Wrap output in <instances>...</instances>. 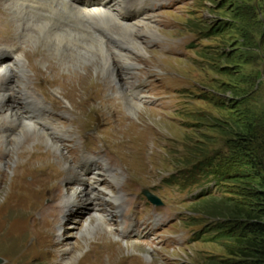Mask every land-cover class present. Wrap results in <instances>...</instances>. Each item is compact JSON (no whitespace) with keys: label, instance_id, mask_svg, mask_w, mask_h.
<instances>
[{"label":"rangeland","instance_id":"obj_1","mask_svg":"<svg viewBox=\"0 0 264 264\" xmlns=\"http://www.w3.org/2000/svg\"><path fill=\"white\" fill-rule=\"evenodd\" d=\"M130 1L145 8L139 15L155 41L138 36L145 54L130 58L131 76L117 69L121 61L108 56L118 77L125 78L122 87L129 91L131 81L142 82L143 99L132 103L135 111L127 109L129 103L116 90L114 73L101 78L90 68L96 66L93 61L47 49L34 38L20 49L11 26L6 43L0 41V53L15 48L27 61L36 54L33 64L46 80L65 81L63 88L38 82L25 61L40 128L49 126L71 138L46 146L35 138L18 139L9 128L12 135L0 139V264H65L59 263L63 249L71 254V264H91L89 252L101 243L111 246L102 264L240 260L235 242L221 235L239 231L229 221L232 211L254 207L251 192L259 180L252 170L264 179V0ZM109 5V12L121 15L113 11L114 2ZM0 17L10 24L3 2ZM104 26L107 36L100 47L112 51L111 42H116L131 54L127 38ZM139 31H146L144 24ZM91 54L97 56L98 48ZM15 81L13 90L7 88L9 107L21 109ZM89 156L101 158L107 172L118 177L109 181L101 172L97 177L100 187L121 202L120 215L113 214L111 205L99 210L103 223L117 233L113 238L100 237L97 222L83 234L95 197L65 205V190L75 180L67 167L79 168ZM255 158L260 166L252 168L249 159ZM146 194L164 206H150ZM114 229L129 230L130 237Z\"/></svg>","mask_w":264,"mask_h":264},{"label":"bare ground","instance_id":"obj_2","mask_svg":"<svg viewBox=\"0 0 264 264\" xmlns=\"http://www.w3.org/2000/svg\"><path fill=\"white\" fill-rule=\"evenodd\" d=\"M1 2H3L4 9L10 16L9 21L11 25L8 22L6 23L0 17V41L6 43V39L4 38V36L6 37L8 26H11L10 28L14 29L15 34H17L18 36L17 46L20 49H23L25 47L24 45H28L27 41H29V39L31 40L34 38L37 39L39 43L43 44L47 49L50 47L53 49V51L61 50L68 56H74L77 54V58L79 60L89 59L96 65L95 67L91 66L90 68L95 71V73L98 74V76H100L101 78L107 80L108 78H110V76H112L111 74L114 73L113 78L114 81H116V90L119 92L123 102L129 103V105H126L128 110L135 111L136 108L132 105L135 100L137 103L142 102L143 95L142 93L139 94V92L141 91V87H143L142 82L136 83V80L131 81L133 85L129 87L130 90L128 91L126 90V88L122 87V84H120L121 80L125 82V78H119L117 75V69H127L129 70L128 76H131L132 72L130 69L133 68V63L130 62V58L135 59V53L140 54V56L144 53V49L142 47V41H144V39H140L138 38V36L149 35V39L155 41L154 34L148 29L149 23L143 22L141 20L142 16L139 15L138 10L145 9L142 4L140 5L139 2L134 3L130 0H0V3ZM111 2H114V4L117 6V8L113 11H121V15L117 13L112 14L111 12H109V4ZM83 8L85 9L84 11H82ZM135 10H137V12H135ZM132 18H134V21L129 23ZM143 24L144 30L146 29L145 32L139 31V28H141ZM103 25H105L104 27L112 29L110 31H113L115 33V36L118 34L121 35V37H126L130 42L129 45H131V47L133 48V50L129 48L130 50H132V53L130 54L124 52V48L118 46L116 42H111L114 45L112 51H109V48L106 49V46H104L105 48H102L105 42L104 38L105 36H107L106 31L102 30L103 28L101 29V26ZM108 33L110 34V32ZM102 40V47H100L101 44L99 43ZM96 48H98L99 54L97 56H93V54L91 53L95 51ZM1 49L3 50V48H0V51H2ZM13 50H15V48H8L7 50H4L3 53H0V73L5 74L4 76H2V79H0V139L6 140V138L10 137L12 133H10L11 131H9L8 129L14 128L18 139L26 140L28 138H35L37 144L40 145H51L56 147V143H64L66 141H69L71 138L65 132L59 133L56 129V132H53V130L49 126L47 130L40 128V124H42V122L36 119V116L32 111L33 109H31L33 108L31 105H34V102L30 101V97H32V94L28 90L26 84V79H28V77L25 75V61H27V58L25 57L24 60L23 53L17 51L18 55H16V51ZM113 52L117 53L118 56ZM4 54L7 55V58L3 59ZM35 55H30V58L28 57L29 59L27 61V67L35 73L34 76L36 77V79H38V82L48 83L49 85L58 83L63 88L65 81H48L43 77V74L40 73L37 67L33 64V58L35 57ZM37 55L40 57L39 54ZM108 55H113V57L115 56L114 59H116L117 62L118 60L121 61L122 63L120 62V66H122V68L118 67L116 69L109 61ZM41 58H43V56H41ZM40 61L39 63H43ZM63 62V66H65V63H67V61L65 60ZM49 68L53 69V67L51 66H49ZM85 77L87 78V76ZM133 77H136L137 79L138 74ZM82 78L84 79V77ZM15 79L17 80L15 81ZM12 81H15L16 85L18 86V91L15 93V97L18 96L19 101L22 100L24 104L21 109H16L14 104L13 107H9V94L7 88H12ZM86 85L88 84L86 83ZM143 92H146V89ZM26 108H28L29 110H27ZM137 110H140V107L137 108ZM43 111L45 112L44 109ZM41 158L43 159V157ZM88 159L89 160L85 162L86 167L82 164H80L79 168L67 167V170L71 169L70 175L72 176L70 177H75V180H73V182H70V187L65 190L64 200L66 207H69L74 203L85 204L86 202L90 201V199L95 197V202L92 206L93 208L91 207L92 209H90L89 217L87 218L89 220L85 223V227H87V229L83 234L88 235V229L92 228V226H94L93 224L97 222L99 223V228L97 229V231L100 232V237L113 238L117 234L116 232H118L119 234H125V237L129 238V230L128 232L124 233L122 229L117 231H115L114 229V232L116 234L113 235V231L107 228L105 223H103L104 217L101 215V211H99L100 207H103L104 205H111L110 207H112L111 209L113 211V214L120 215L121 202H119L115 194L109 192L104 188H101L97 178L100 172L103 173V175H105V177H107L109 181H115L118 177L113 174V172H107V167L104 166L103 160L101 158L90 156ZM77 169H79L78 171H84L85 175L89 176V179L87 180L84 175H82L80 172H77ZM54 210V218L56 217L55 220L57 221L59 219V216L57 215L58 213ZM156 223V219L153 222L150 221V224H153V226H156ZM122 225V227L125 226L124 223ZM42 231L44 232V229ZM47 232H49L48 228ZM123 245L127 248L132 247V244L126 242H124ZM96 247L97 249L95 248L94 251L89 252V257L87 258V260H91V264H102L104 260L103 254L108 251L111 246L106 243H101ZM116 249L118 248L116 247ZM67 251L68 249H63L60 254L59 263H63V261H65V264H71L72 256L69 258L71 254L68 253V256L66 254ZM107 253L106 255H108ZM110 253L113 254L114 252L112 253V251H110Z\"/></svg>","mask_w":264,"mask_h":264},{"label":"trees","instance_id":"obj_3","mask_svg":"<svg viewBox=\"0 0 264 264\" xmlns=\"http://www.w3.org/2000/svg\"><path fill=\"white\" fill-rule=\"evenodd\" d=\"M250 165L255 168L260 166L257 159H249ZM257 177L256 187L251 192L254 207L237 208L228 216L235 230L229 233H223L224 238H231L238 249L239 261L230 264H264V179Z\"/></svg>","mask_w":264,"mask_h":264},{"label":"water","instance_id":"obj_4","mask_svg":"<svg viewBox=\"0 0 264 264\" xmlns=\"http://www.w3.org/2000/svg\"><path fill=\"white\" fill-rule=\"evenodd\" d=\"M150 200H151L152 202H155V203L157 202L155 199H153V198H151V197H150Z\"/></svg>","mask_w":264,"mask_h":264}]
</instances>
